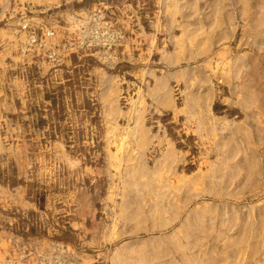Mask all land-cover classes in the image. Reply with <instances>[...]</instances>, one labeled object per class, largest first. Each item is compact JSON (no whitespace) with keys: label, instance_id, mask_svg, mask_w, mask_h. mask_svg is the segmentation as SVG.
Masks as SVG:
<instances>
[{"label":"rangeland","instance_id":"rangeland-1","mask_svg":"<svg viewBox=\"0 0 264 264\" xmlns=\"http://www.w3.org/2000/svg\"><path fill=\"white\" fill-rule=\"evenodd\" d=\"M263 216L264 0H0L1 264H264Z\"/></svg>","mask_w":264,"mask_h":264},{"label":"bare ground","instance_id":"bare-ground-1","mask_svg":"<svg viewBox=\"0 0 264 264\" xmlns=\"http://www.w3.org/2000/svg\"><path fill=\"white\" fill-rule=\"evenodd\" d=\"M216 1H217V0H216ZM244 1H245V0H244ZM3 3H4V2H3ZM214 3H215V1H214ZM175 6H176V5H175ZM215 7H216V6H215ZM215 7H214V8H215ZM217 7H218V6H217ZM223 7H224V6H223ZM223 7H222V8H223ZM240 7H241V6H240ZM172 8H173V7H172ZM220 8H221V7H220ZM242 8H243V7H241L240 9L243 10ZM174 9H175V7H174ZM174 9H173V10H174ZM214 11H215V10H214ZM213 13H214V12H213ZM216 13H217V12H216ZM243 14H244V12H243ZM241 15H242V14H241ZM245 15H246V14H245ZM214 16H215V15H214ZM217 16H218V15H217ZM226 16H227V15H226ZM242 16H243V15H242ZM226 18H227V17H226ZM226 18H225V19H226ZM227 20H228V19H227ZM244 20H245V19H244ZM213 21H214V19H213L211 22H213ZM249 21H250V20H249ZM218 22H219V21H218ZM231 22H232V21H231ZM248 23H249V22H248ZM209 24H210V22H209ZM209 24H208V25H209ZM212 24H213V23H212ZM220 24H221V23H220ZM227 24H228V23H227ZM210 25H211V24H210ZM217 25H218V24H217ZM258 25H259V24H258ZM258 25H257V26H258ZM262 25H263V24H262ZM212 26H213V25H212ZM259 26H260V25H259ZM199 27H200V26H198V29H200ZM202 28H203V27H202ZM202 28H201V29H202ZM216 28H217V27H216ZM255 28H257V27L255 26ZM210 29H212V27L210 28V26H209V30H210ZM230 29H231V28H230ZM195 30H196V29H195ZM228 30H229V29H228ZM250 30H251V29H250ZM3 31H4V30H3ZM197 31H198V30H197ZM197 31H196V32H197ZM4 33H5V32H4ZM206 34H207V33H206ZM203 35H204V34H203ZM222 35H223V33H222ZM201 36H202V35H201ZM207 36H210V35H207ZM214 36H215V35H214ZM223 36H224V35H223ZM13 37H14V36H13ZM153 37H154V36H153ZM186 37H187V36H186ZM204 37H205V36H204ZM211 37H212V36H211ZM25 38H26V37H25ZM206 38H207V37H206ZM221 38H222V36L220 37V39H221ZM19 39H20V38H19ZM21 39H22V38H21ZM207 39H209V38H207ZM222 39H223V38H222ZM19 41H20V40H19ZM194 41H195V40H194ZM205 41H208V40L205 39ZM16 42H17V41H16ZM219 42H220V41H219ZM47 43H48V42H47ZM187 43H188V42H187ZM197 43H198V42H197ZM197 43H195V44H197ZM199 43H200V42H199ZM208 43H209V42H208ZM189 44H190V43H189ZM203 44H204V40H203V42H202V44H201L202 47H203ZM187 46H188V45H187ZM195 46H196V45H195ZM197 46H198V48L200 47V45H197ZM193 48H194V47H193ZM200 48H201V47H200ZM207 50H208V49H207ZM163 83H164V82H163ZM200 83H201V82H200ZM164 84H165V83H164ZM208 94H209V93H208ZM203 97H205V96H203ZM207 97H208V96H207ZM162 100H163V99H162ZM199 100H200V99H199ZM195 101H196V100H195ZM202 101H204V100H202ZM205 101H206V100H205ZM190 102H191V99H190ZM208 102H209V100H208ZM196 103H197V102H196ZM204 103H205V102H204ZM206 103H207V102H206ZM200 104H201V102H200ZM189 107H190V106H189ZM190 108H191V107H190ZM191 110H192V109H191ZM206 111H207V110H206ZM194 112H195V111H194ZM198 116H199V115H198ZM200 116H201V115H200ZM202 119H203V118H202ZM213 119H214V118H213ZM204 120H206V119H204ZM200 121H201V120H200ZM212 121H213V120H212ZM209 122H210V121H209ZM201 124H202V123H201ZM209 124H210V123H209ZM209 124H208V125H209ZM206 126H207V125H206ZM204 127H205V126H204ZM209 127H210V126H209ZM205 129H206V128H205ZM207 131H208V130H207ZM210 131H211V130H210ZM211 132H212V131H211ZM206 133H207V132H206ZM146 139H148V138H146ZM228 146H229V145H228ZM233 148H234V149H239L240 146H234ZM233 148H232V149H233ZM168 151H169V150H168ZM172 151H173V150H172ZM123 152H126V150L124 151V149H123ZM129 153H130V151H129ZM129 153H128V154H129ZM133 153H134V152H133ZM169 153H171V152H169ZM131 154H132V153H131ZM173 155H174V154H173ZM166 156H167V155H166ZM170 156H171V155H170ZM168 157H169V156H168ZM225 163H226V164H230L228 160L225 161ZM248 165H249V170H248V173H247V174H248V178H249V180H252L251 177H253L254 174L256 173V170H257L256 166H257V165H256L255 160H253V159H251V160L249 161ZM257 171H258V170H257ZM194 213H195V211H194ZM200 213H202V212H200ZM200 213H196V214H200ZM261 216H262V215H261ZM263 217H264V216H263ZM249 236H250V235H249ZM249 241H250V240H249ZM237 243H238V242H237ZM251 246H252V245H251ZM253 246H254V244H253ZM248 248H249V247H248ZM231 249H232V248H231ZM252 250H253V249H252ZM249 251H250V250H249ZM207 255H208V256H211V253H208ZM226 260H227V259H226ZM224 261H225V260H223V262H224ZM239 261H240V260H239ZM208 263H209V262H208ZM0 264H1V263H0Z\"/></svg>","mask_w":264,"mask_h":264}]
</instances>
